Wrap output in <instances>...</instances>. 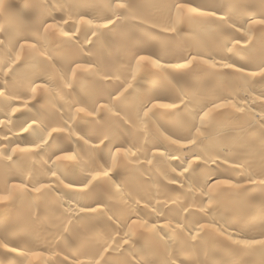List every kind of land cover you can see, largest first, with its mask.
<instances>
[{"label":"bare ground","instance_id":"6f19581e","mask_svg":"<svg viewBox=\"0 0 264 264\" xmlns=\"http://www.w3.org/2000/svg\"><path fill=\"white\" fill-rule=\"evenodd\" d=\"M262 182L264 0H0V264H264Z\"/></svg>","mask_w":264,"mask_h":264},{"label":"snow or ice","instance_id":"6c2138e0","mask_svg":"<svg viewBox=\"0 0 264 264\" xmlns=\"http://www.w3.org/2000/svg\"><path fill=\"white\" fill-rule=\"evenodd\" d=\"M118 7L123 8V7H125V5L120 4V5H118ZM227 106H228V105H219L218 107H227ZM161 107H167V105H161ZM81 111H82V109H81ZM23 131H27V128H24ZM53 131H56V130L53 129ZM65 158H66V159H71V157H65ZM222 183L227 184V181H224V182H222ZM262 183H264V182H262ZM37 191H39V189H37ZM260 243H264V242H260Z\"/></svg>","mask_w":264,"mask_h":264}]
</instances>
